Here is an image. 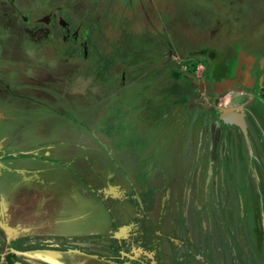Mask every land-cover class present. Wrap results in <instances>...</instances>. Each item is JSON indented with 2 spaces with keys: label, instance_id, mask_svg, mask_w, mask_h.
<instances>
[{
  "label": "flooded vegetation",
  "instance_id": "obj_1",
  "mask_svg": "<svg viewBox=\"0 0 264 264\" xmlns=\"http://www.w3.org/2000/svg\"><path fill=\"white\" fill-rule=\"evenodd\" d=\"M142 1L116 0L144 10ZM262 1L162 0L164 9L157 6L148 22L153 34L130 35L122 26L120 63L108 53L114 39L100 46L113 0H78L77 17L70 3L59 5L66 0L0 1V195L15 203L12 220L25 219L28 208L15 206L33 193L38 205L60 195L84 212L63 225L65 199L45 231L5 227L4 264H43L12 249H76L116 264H264V243L253 234L264 200V107L257 103L264 101V32L255 30L264 28ZM42 47L50 54L35 59L68 64L55 98L42 80L28 85V51ZM173 51L206 57L196 78L175 66ZM80 57L102 70L81 90L71 66ZM28 90L43 95L37 100ZM42 142L49 157L44 150L27 155ZM49 160L59 163L56 172ZM121 163L144 167L142 179L125 176ZM76 257L70 264H108Z\"/></svg>",
  "mask_w": 264,
  "mask_h": 264
},
{
  "label": "rangeland",
  "instance_id": "obj_2",
  "mask_svg": "<svg viewBox=\"0 0 264 264\" xmlns=\"http://www.w3.org/2000/svg\"><path fill=\"white\" fill-rule=\"evenodd\" d=\"M0 1L2 2L4 0H0ZM5 1L7 2V0H5ZM59 1H62V0H59ZM68 1H70V2H68ZM68 1L66 0L65 3H62V4L60 3L59 5L63 6V8H64L65 6L63 4L70 3V6H73L72 8L75 10L74 12H76V14H74V16L77 17V15H78L77 14V9H78V6H79L78 0H68ZM157 1L159 2L160 6L154 0L152 2H150V3H147L146 0L142 1L141 3L146 5L144 10H142L140 8L139 9L126 8L125 4H123L122 2H118L119 3L118 4L116 2V0H113V6H112V9H110L112 11V16L113 17L109 21L110 22L109 27H111V28L107 27V29L104 30V27H105V24H106L107 20L106 21L103 20L100 23V27H101V29L103 31L102 38L105 39V40L101 39L100 46L103 48L106 45V42L108 40L110 41V39H114L116 45L115 46L114 45H111V46L108 45L107 46L108 53H111V52L114 53V58H115L114 61L120 63V58H119L118 54L121 53L120 52V50H121L120 48H121V46L123 47V45H122V43H118V42H120V40L118 39L120 37V34H118V32L121 31L122 26L124 28H126V30L130 33V35L132 34L134 36H136V35L141 36L144 33H148V31H150L153 34V32L151 30V27L149 26L148 22L149 21H155V16L157 14L156 11H158L160 9L161 10L164 9L163 6H162L163 5L162 0H157ZM87 2H88V0H87ZM87 2H86V4L88 5ZM56 3L57 4L59 3L58 0H56ZM83 3L84 2H82L81 4H83ZM157 6H159V7H157ZM156 7L158 8V10H157ZM259 22H261V25H262V23H264V16L263 15L260 16V21ZM86 24L87 23L82 24V30H84V27H85ZM255 30H257L258 32H260V31L264 32V28H262V29L261 28H256ZM112 33H113V35H111ZM96 35L94 34V38H95ZM224 36H225V38H222L221 42L222 43H227L228 42V38H227V36L225 34H224ZM262 41L264 43V35L262 36ZM109 44H110V42H109ZM221 45H224V44H221ZM28 52H29V54H31L30 55V59H28V63H31L32 67L34 66V71H32L30 69L31 67L28 66V85L31 84V82H29V81L32 80L31 78L42 80L45 83H40V84H45L46 85L48 91H50L49 92L50 95L53 96L54 98L58 97L59 92H60V90L62 89V86H63L62 85L63 82L61 83L60 80L62 79L63 74L65 73V71L68 69V66H67L68 64L67 65L66 64H58L57 67H54L53 65L51 66V64H50L51 59H49L47 56L42 59L43 56L50 54V51L47 48H43L42 47L41 49H38L36 51L29 50ZM185 52L186 51L183 50L181 53H185ZM240 52H243L245 54L249 53L248 51H245L243 49H241ZM250 53H252V52H250ZM172 54H173L172 57L174 58V61H175V66H177V67L179 66V68L182 69V70H184L185 68H188L189 71L193 74V76H195V78H196L197 75H199V73L202 70V67H203L202 65H204L203 60L205 61V59H203V58H206V57H204L201 54H198V55L195 54V55H188L184 59V57L181 56L180 52L173 51ZM102 55H103V57L108 56L107 51H106V53H103ZM182 55H184V54H182ZM31 56H33V57H31ZM37 56H42V57L38 58L39 59L38 60V59H35V58H37ZM182 59L185 60V61H182ZM241 63L242 62H240L239 68H241ZM94 64H95V62L92 60V62L90 63L91 66L88 67V62L84 61L83 58L81 59V57L72 62L71 66L73 67V65H74V68L75 67L78 68L79 72L81 74V76L77 80V87L80 88V90L83 89L84 86H86L87 84H92L93 83V81H92L93 79L100 80V78H101L100 77V73L102 72V70L98 66L95 67V68L92 67ZM6 66H7V69H9V67H10L9 64L6 65ZM18 67L21 69V66H18ZM18 67L16 66V69L14 71L13 70L12 71L18 73L19 72L18 71V69H19ZM36 69H39V70L35 71ZM82 74H85L86 76H82ZM48 77H50V78H48ZM128 80H129V78L127 79V81ZM42 95L43 94L36 95V92H32L31 93L28 90V96L29 97H34L37 100L40 99ZM51 96L46 95V96H43V98H44V100L46 102H50V103L53 102L54 103L55 100ZM236 103H238V102H236ZM257 103L259 104L260 107H264V101H260V102H257ZM231 104H233V102H231ZM259 117H260L261 120L264 121V114L262 116L259 115ZM116 118H119V117L117 116ZM98 123H101V127H102V124H104L103 120H99ZM2 142L3 141L1 140L0 141L1 145H2ZM49 142H53V141L51 140ZM40 146H41V148H39ZM46 147H50V146L46 145L45 142L44 143L42 142L39 145L28 146L25 150L28 151V154H27L28 156L29 155H33L32 152L33 153H37V152H40V150H44V152L42 151V155L45 154L44 156L49 157L48 156L49 155V153H48L49 150L46 149ZM110 147H111V145H110ZM30 151H32V152H30ZM1 153L4 154L5 152L1 151ZM114 156L116 157V154H114ZM49 161H52V160H49ZM50 163H52L50 168L54 169V171L56 172L57 171V165H59V163L58 162L54 163V161H52ZM135 163H137V162L135 161ZM1 165H2L1 171H4L5 169H4L3 166L5 164L3 162H1ZM121 166L123 168L122 173L125 176L133 177L134 175H136L137 179H139V180L142 179L141 178L142 175H141L139 170L141 168V170L143 171V169H145L144 167L140 166V168L137 169L136 168V164L132 165V164H129V163L127 165H124V164L121 163ZM71 167H73V164H71ZM134 168H136V169H134ZM44 169H47V167H45ZM23 172H25V171H23ZM68 176H66V178L69 179ZM70 184L75 185L73 181L70 182ZM255 185H256V187L258 186L257 184H255ZM73 190L77 191V192L79 191L78 189H76V186L73 187ZM260 193H261L262 196H264L263 191H261ZM257 194H259V193H257ZM55 195H57V194H55ZM44 197H46V195ZM65 199L61 198V196L59 195V197L54 199L53 201L45 202L42 205H38V203H40L41 200L36 196L35 193H33L32 195L28 196V200L23 201L22 206H20L19 204L15 206L16 209L19 208V207L23 208V209L28 208V215L26 214L27 216H25V219H18V220H14L13 219L12 220V219H10V217H11L10 211L11 210H10L9 206L11 204H15V203L14 202L11 203V204L10 203H6L4 197L2 195H0V264H4L5 263L4 262V258H5V255L7 254L8 250H9L8 248H9V244H10V241H11V239L7 240V236L8 235L6 234L7 231L5 230V227L15 228V226L16 227H21L22 226V227H28L30 229H33V228L34 229H38L39 228L38 231H40V230L45 231L46 228H49L52 225V222H53L52 221V217H54V214H55L56 210L58 208H60V206L62 205V202ZM67 199H69V198H67ZM77 205L78 204L76 203V201L67 200V204H66L65 208L67 209L70 217H62L63 219L61 221H62L63 225L66 224L68 220L74 218L73 216L78 215V214H80V216L83 215V213H84L83 209L81 207L77 206ZM79 209H81V210H79ZM257 212H259L258 215L262 214V212H263V214L260 215L261 218L260 217L258 218L259 221L256 224H253V226L255 225L254 226V230H253V234H255V236H256L257 240L259 241L260 245H262V242L264 243V200H263V202H260V208H259V210ZM85 214H87V213H85ZM260 220H261V224L263 225L262 230H261V225L259 223ZM1 229L2 230L4 229L6 231L5 232L6 237L3 234L4 230L2 232ZM72 231L76 232L74 229L73 230L70 229L69 232H72ZM26 251H28V250H26ZM22 256L27 261H28V259L29 260L31 259L35 263L36 262H38V263L40 262V263H43V264L44 263L48 264L47 262H44V261L40 260L37 255H30L29 256L28 254H26V255H22ZM76 260H78L76 255H73V254L64 255L63 254L62 257H57V259H56V261L54 263L58 262V264H70V262H73V261H76ZM260 261L263 262L264 260H262V258H261Z\"/></svg>",
  "mask_w": 264,
  "mask_h": 264
},
{
  "label": "water",
  "instance_id": "obj_3",
  "mask_svg": "<svg viewBox=\"0 0 264 264\" xmlns=\"http://www.w3.org/2000/svg\"><path fill=\"white\" fill-rule=\"evenodd\" d=\"M221 118H222L225 122H231L230 115H228V114H226V113H224L223 116H222ZM240 118H241V116L238 117V123H237V124H239V125L242 127L243 131H244V130H245V129H244V125H243L242 122H240V121H241ZM124 228H125V227H124ZM121 230H122V229H121ZM119 236H120V232H117V233L115 234V238H118ZM15 237H16V236H15ZM7 238H8V237H7ZM10 239H11V238H10ZM10 239H8V240H10ZM12 252H13L14 254H16V255H19V256L26 255V254H28L29 256H30V255H37L38 258H39L40 260H42V261H44V262H47V263H50V264H52V263L54 264V262H48V261L45 259L46 256H48V255H52V256H55L56 259H57V257H62L63 254H64V255H67V254H75V255H77L79 258L86 259V260H88V259H92V260H100V261H104V259H99V257L96 256V255H86L85 253L80 252V251H78V250H76V249L68 250L66 253L59 252V251H56V250H33V251L19 252V251L13 250V249H12ZM104 262H106V263H108V264H116V263H114V262H112V261H104ZM8 264H19V263L15 262L12 258H9V259H8Z\"/></svg>",
  "mask_w": 264,
  "mask_h": 264
},
{
  "label": "trees",
  "instance_id": "obj_4",
  "mask_svg": "<svg viewBox=\"0 0 264 264\" xmlns=\"http://www.w3.org/2000/svg\"><path fill=\"white\" fill-rule=\"evenodd\" d=\"M258 16L263 15L264 16V1L260 2V4L257 6Z\"/></svg>",
  "mask_w": 264,
  "mask_h": 264
},
{
  "label": "bare ground",
  "instance_id": "obj_5",
  "mask_svg": "<svg viewBox=\"0 0 264 264\" xmlns=\"http://www.w3.org/2000/svg\"><path fill=\"white\" fill-rule=\"evenodd\" d=\"M242 82H244L245 84H247V85H249L248 83H246V80H243ZM226 85V83H223V84H221V85H218V88H222V87H224ZM230 110H232V109H230ZM227 114V113H226ZM17 234H15V236H16Z\"/></svg>",
  "mask_w": 264,
  "mask_h": 264
},
{
  "label": "crops",
  "instance_id": "obj_6",
  "mask_svg": "<svg viewBox=\"0 0 264 264\" xmlns=\"http://www.w3.org/2000/svg\"><path fill=\"white\" fill-rule=\"evenodd\" d=\"M2 167V165H1V163H0V173H2V171H1V168ZM24 178L26 179V180H28V178L24 175Z\"/></svg>",
  "mask_w": 264,
  "mask_h": 264
}]
</instances>
